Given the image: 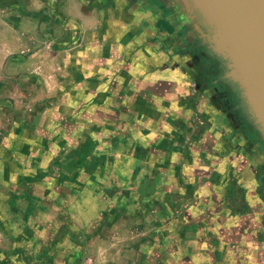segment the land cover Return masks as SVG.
I'll use <instances>...</instances> for the list:
<instances>
[{
	"label": "crops",
	"instance_id": "1",
	"mask_svg": "<svg viewBox=\"0 0 264 264\" xmlns=\"http://www.w3.org/2000/svg\"><path fill=\"white\" fill-rule=\"evenodd\" d=\"M124 5L119 0H0V119L11 116L12 106L42 107L37 127L54 129L52 136L72 135L59 125L79 120L98 139L76 155L67 148L59 163H52V154L51 160L39 157L30 164L0 158V264H159L149 254L156 247L164 252L160 264H264V237L252 242L250 222L249 226L244 222L251 215L239 217L227 210L221 217L227 240H238L242 246V259L224 262L216 252L223 249L222 241L207 259L195 235L182 238V232L199 226L186 227L169 209L172 202L181 201L186 185L170 179L166 170L179 169L181 162L162 167L145 161L144 155L141 160L133 145L140 137L136 109L145 108L141 115L146 119L141 121L149 124L161 122L164 115L172 121L174 117L169 116L182 112V104L179 98L173 103L174 95L160 93L161 72H154L152 82L137 83L133 77L125 81L129 72L133 74L134 62L126 67L116 63L131 55L122 49L125 43L144 44L140 53L148 56L157 51L152 59L163 60L159 69L163 74L173 70L185 77L188 72L166 64L165 42L156 34L159 28L147 31L138 8ZM108 29L118 35L116 42L107 37ZM114 43L118 48L113 49ZM140 90L147 91V96ZM144 98L153 103L139 104ZM81 106L86 111L77 113ZM114 106L115 128L101 127ZM100 109L103 112L97 118ZM91 120L100 124L90 128ZM19 126L15 136L30 134L28 124ZM160 132L171 136V129ZM158 134L155 130L143 135L149 139ZM60 148L53 152L57 155ZM12 149L10 142L0 144L2 155ZM192 216L197 221L206 217L203 213L188 217ZM219 221V217L213 219L210 228L214 230V224L219 228ZM136 227L144 234H160V241L133 236ZM262 234L264 229L258 231ZM185 248L191 251L189 256ZM172 249L180 252L171 256Z\"/></svg>",
	"mask_w": 264,
	"mask_h": 264
},
{
	"label": "rangeland",
	"instance_id": "2",
	"mask_svg": "<svg viewBox=\"0 0 264 264\" xmlns=\"http://www.w3.org/2000/svg\"><path fill=\"white\" fill-rule=\"evenodd\" d=\"M106 23L108 26L110 25L108 20H106ZM112 31L108 29V32H105H107V37H111V40L116 42L118 35ZM143 46L144 44H139L136 47L135 43H125L123 45L122 49L130 52L131 55L122 58L123 61L119 59L116 64L120 66L121 62H123L122 66L126 67L130 61L133 60L134 62L131 65L133 74L131 76L129 72L125 81L133 77L137 83L152 82L154 72H161L159 74L160 82L158 79L154 81L155 83L159 82V87H162L160 93L163 96L174 95L171 97L173 103L179 98V104H182L183 111L181 112L180 110L176 116H169L174 117L172 121L164 119L166 116L164 115L161 122L151 121L148 124V121H141L146 119L141 115L145 108L136 109L139 113L138 125H140V132L138 135L140 137L133 145L137 146L141 160H143L144 155L145 161L158 162L164 165L162 167L168 166L172 161L178 160L181 162L179 169L172 172L166 170L167 173H170L168 174L170 179L176 178L177 184L186 185L181 201L172 202L169 209L175 212V218L178 221H183L187 224L186 227L199 226V229L192 227L186 234L182 232V238L195 235L196 241L203 244V249L200 252L207 259L212 257L214 246L218 247L220 241L223 242V249L216 250V252L222 255L224 262L227 259L232 261V258L236 260L242 259L245 254L241 248L242 246L238 240H227L226 222L221 217L227 215V210L232 215L235 214V216L239 217L251 215L250 218H246L244 221L247 224L246 226H249L250 222L252 227L251 241H262L264 235H258V231L264 229V163L256 155L255 151L246 145V141L240 135L239 127L234 119L227 112L223 113L220 107L217 106L216 99L210 95L206 80L202 81L198 75H194L190 70L184 68L188 72L187 74L185 73V77L173 73V70L170 73L163 74L159 70L164 66L163 60L159 62L152 59V55L158 56V52L155 51L153 54L150 52L148 56H145L140 53V49L144 48ZM116 48H118V45L114 43L113 49ZM136 54H138V57L134 61ZM166 64L180 67L179 64L170 61ZM180 86L182 87L181 89H179ZM140 92L145 93L147 91L140 90ZM149 92L154 95V91ZM144 95L147 96V93ZM153 95L149 97H153ZM155 97L156 94L153 98L155 99ZM166 101H170L169 97ZM138 103L146 106L147 103L152 104L153 102L145 99L144 102L140 100ZM94 109L98 110L97 107ZM115 109V106L108 109L105 116L107 118V121L104 122L105 124L91 120L90 128L92 125L98 126L99 124L101 127L115 128L118 123H115V119L118 117ZM40 110H42V107L32 105L12 106L11 116L8 119H0V144H4L7 141V143L10 142V145H13L10 153L4 155L1 153L0 158L4 156L5 160H8V157H10L11 159H20L30 164V162H34L39 157H46L47 160H51L52 154V163H59L68 154L66 152L67 148H72L76 155V151L80 152V150L88 149L90 141L97 139L92 138L94 132L92 128L89 129L91 130L89 132L88 128L83 126V122L79 120L61 122L59 125V128H64L65 131H69L72 135L70 134L68 137L52 136L51 131L54 129L37 127L36 119ZM76 110L77 113H83V111H86V107L81 106L76 108ZM102 112V109L96 112L97 114L99 113L97 118L100 117ZM162 112L166 113L164 110ZM222 116L227 123L221 119ZM23 122L26 125L28 124L26 132L30 134L24 136V132H22L15 136L13 134L14 131L17 133L20 123ZM46 129L47 131L44 132L43 130ZM96 129L97 127H95ZM164 129H171V136L165 132H160ZM155 130L159 132L157 136L149 139L144 136L146 133L154 132ZM200 146L202 149L201 153L199 152ZM58 147L61 148L56 155L53 151ZM142 151L144 152L141 153ZM147 151H149L148 157H146ZM64 152H66L65 155L63 154ZM31 173L33 172L30 170ZM48 173L46 172V174ZM177 193L179 195L181 191L178 190ZM211 211H213V214ZM196 213H203L206 217L198 221L194 219V216L192 218L188 217ZM216 217H219L220 220L218 222L219 228L216 227L217 224H214V230H212L210 225ZM144 232L143 229L137 227L132 229V235L136 236L135 234H138L139 238L144 239V241L146 239L153 242L160 241V234H144ZM206 240L209 243L205 244ZM233 247L236 248L235 252L231 249ZM178 252H180L179 249H176V251L172 249L170 254L174 256ZM183 252L186 256L191 254V251L187 248ZM162 253L164 252L158 247L153 250L150 248L149 252L159 264L160 260H162ZM170 260L173 259L170 258ZM172 264L178 263L175 261Z\"/></svg>",
	"mask_w": 264,
	"mask_h": 264
},
{
	"label": "water",
	"instance_id": "3",
	"mask_svg": "<svg viewBox=\"0 0 264 264\" xmlns=\"http://www.w3.org/2000/svg\"><path fill=\"white\" fill-rule=\"evenodd\" d=\"M181 27L221 58L240 93L249 122L264 142V0H177ZM189 8V10H187ZM184 39H187L186 35Z\"/></svg>",
	"mask_w": 264,
	"mask_h": 264
},
{
	"label": "flooded vegetation",
	"instance_id": "4",
	"mask_svg": "<svg viewBox=\"0 0 264 264\" xmlns=\"http://www.w3.org/2000/svg\"><path fill=\"white\" fill-rule=\"evenodd\" d=\"M119 1L125 3L124 6L138 8L142 25L148 26L147 31L159 28L156 34L164 40L166 46H163V51L170 62L179 64L180 67L198 75L202 81H207L210 95L216 99L217 106L234 119L246 145L255 151L264 163V142L247 118L238 87L225 77L227 67L224 61L203 46L200 34L199 39L195 38L193 41V33L186 27H181L185 21L191 22L181 4L177 0ZM185 35L187 39H184Z\"/></svg>",
	"mask_w": 264,
	"mask_h": 264
},
{
	"label": "bare ground",
	"instance_id": "5",
	"mask_svg": "<svg viewBox=\"0 0 264 264\" xmlns=\"http://www.w3.org/2000/svg\"><path fill=\"white\" fill-rule=\"evenodd\" d=\"M187 10H189V8H187ZM214 65V64H213ZM217 65V64H216ZM214 68V67H213ZM218 68V67H217ZM211 70V69H210ZM209 72V71H208ZM228 93H230V92H228ZM231 94V93H230ZM228 97V96H227ZM224 100V99H223ZM226 100V99H225ZM227 104V103H226Z\"/></svg>",
	"mask_w": 264,
	"mask_h": 264
}]
</instances>
